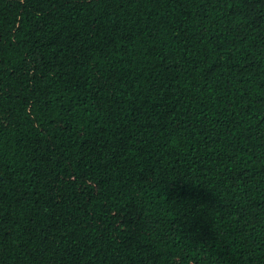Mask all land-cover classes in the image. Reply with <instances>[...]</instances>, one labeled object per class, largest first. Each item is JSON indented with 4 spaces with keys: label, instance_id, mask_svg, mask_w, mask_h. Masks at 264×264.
Listing matches in <instances>:
<instances>
[{
    "label": "trees",
    "instance_id": "trees-1",
    "mask_svg": "<svg viewBox=\"0 0 264 264\" xmlns=\"http://www.w3.org/2000/svg\"><path fill=\"white\" fill-rule=\"evenodd\" d=\"M0 264H264V0H0Z\"/></svg>",
    "mask_w": 264,
    "mask_h": 264
}]
</instances>
